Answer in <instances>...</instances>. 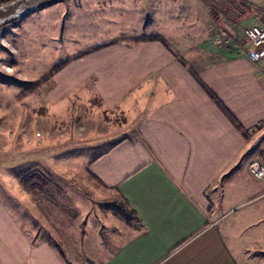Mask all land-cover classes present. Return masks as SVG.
Wrapping results in <instances>:
<instances>
[{"label":"crops","instance_id":"obj_1","mask_svg":"<svg viewBox=\"0 0 264 264\" xmlns=\"http://www.w3.org/2000/svg\"><path fill=\"white\" fill-rule=\"evenodd\" d=\"M113 1L57 0L24 19L53 25L48 38L61 24L71 36L105 15L117 20ZM217 3L202 6L210 20L203 45L179 37L168 46L153 36L157 24L133 22L122 38L79 43L54 73V99L87 92L128 124L90 168L135 212L98 264H264V202L240 211L234 204L237 190L263 193L249 164L264 163V73L237 53L245 27L264 24L263 13L221 17ZM222 41L237 45L233 54ZM243 168L256 183L241 178ZM24 222L0 199V264H71L60 239Z\"/></svg>","mask_w":264,"mask_h":264},{"label":"rangeland","instance_id":"obj_2","mask_svg":"<svg viewBox=\"0 0 264 264\" xmlns=\"http://www.w3.org/2000/svg\"><path fill=\"white\" fill-rule=\"evenodd\" d=\"M128 1H113L117 20L105 15L103 24H85L82 32L77 30L71 36L61 24L54 37L48 38L45 30L53 25L38 20L32 27L31 16L24 19L29 13L14 25L0 27V199L14 215L22 212L24 223L28 220L38 233L47 236L49 231L60 239L71 264L101 262L113 238H119L128 225L119 210L123 203L119 195L105 189L90 173L93 160L112 147L128 124L116 110H106L97 99L90 100L87 92L77 97L76 89L54 99V73L65 56H71L79 43L93 40L97 44L132 34L133 22H143L144 27L157 24L159 34L153 36L168 46L179 37L191 40L185 43L203 45L210 20L202 6L208 9L214 1L219 2L215 7L218 16L242 20L258 10L264 19V0H145L135 7ZM246 42L244 37L238 46ZM217 46L226 47L229 54L237 48L233 42L222 41ZM243 171L241 178L246 183L257 182L245 168ZM30 173H39L37 180L42 183L32 191L22 182ZM258 185L263 193L235 192L239 211L263 204L264 183ZM224 206L231 208L228 203Z\"/></svg>","mask_w":264,"mask_h":264},{"label":"built area","instance_id":"obj_3","mask_svg":"<svg viewBox=\"0 0 264 264\" xmlns=\"http://www.w3.org/2000/svg\"><path fill=\"white\" fill-rule=\"evenodd\" d=\"M244 37L247 42L237 48V53L248 56L264 73V24L253 23L246 26ZM261 125L262 122L258 121L254 128L257 129ZM249 169L256 178L264 180V163L261 160H252Z\"/></svg>","mask_w":264,"mask_h":264},{"label":"water","instance_id":"obj_4","mask_svg":"<svg viewBox=\"0 0 264 264\" xmlns=\"http://www.w3.org/2000/svg\"><path fill=\"white\" fill-rule=\"evenodd\" d=\"M57 0H16L0 6V26L9 24L24 15Z\"/></svg>","mask_w":264,"mask_h":264},{"label":"trees","instance_id":"obj_5","mask_svg":"<svg viewBox=\"0 0 264 264\" xmlns=\"http://www.w3.org/2000/svg\"><path fill=\"white\" fill-rule=\"evenodd\" d=\"M13 1H16V0H0V6L2 5H5V4H8V3H11ZM20 20L17 19L15 21H12L10 22L9 24H6V25H2V26H11V25H14L16 24L18 21ZM1 27V26H0ZM152 36H142L139 38V40H144V39H151ZM102 45H97L96 48H99L101 47ZM68 60H63V63L60 64V67L58 68V70L67 62ZM40 175L39 173H30V174H26L24 177H23V184L25 185V188L28 189V190H31L35 187V186H38L39 184H42L41 182H39L37 179H40ZM122 205L119 207V210H121V215H123L124 218H126L127 220H132L133 218V214H135V212L133 210H131L128 206H127V203L126 201H122ZM124 209V210H123Z\"/></svg>","mask_w":264,"mask_h":264},{"label":"bare ground","instance_id":"obj_6","mask_svg":"<svg viewBox=\"0 0 264 264\" xmlns=\"http://www.w3.org/2000/svg\"><path fill=\"white\" fill-rule=\"evenodd\" d=\"M8 70H9V71H13V69H11L10 66H8Z\"/></svg>","mask_w":264,"mask_h":264}]
</instances>
